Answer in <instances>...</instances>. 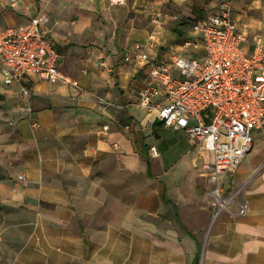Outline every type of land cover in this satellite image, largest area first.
Segmentation results:
<instances>
[{"label": "crops", "instance_id": "crops-1", "mask_svg": "<svg viewBox=\"0 0 264 264\" xmlns=\"http://www.w3.org/2000/svg\"><path fill=\"white\" fill-rule=\"evenodd\" d=\"M221 1L111 5V21H100L95 39L103 44L113 30L110 54L71 42L98 16L61 1L77 12L73 31L45 30L61 72L78 85L38 77L5 85L0 77V264H264V121L224 179L241 189L248 210L238 212L237 198L213 217L204 169L211 151L139 103L150 67L124 60L136 43L152 59L199 55L185 41L196 39L193 22ZM39 2L0 0V31L43 13ZM233 6L251 50L249 33H264V0ZM148 10L160 11L153 31ZM23 84L31 89L26 96Z\"/></svg>", "mask_w": 264, "mask_h": 264}, {"label": "built area", "instance_id": "built-area-1", "mask_svg": "<svg viewBox=\"0 0 264 264\" xmlns=\"http://www.w3.org/2000/svg\"><path fill=\"white\" fill-rule=\"evenodd\" d=\"M124 2L111 0L112 5ZM233 2L222 0L214 12L193 22L196 39L185 45L200 47L199 55L174 53L169 60L152 59L136 43L134 56H124L125 61H142L150 67V83L138 92L139 103L154 110L163 124L185 131L211 151L212 161L204 169L213 217L237 198L238 212L248 210L241 189H232L224 179L251 151L252 132L264 121V42L258 38L251 50L246 48L247 32L238 26ZM151 21L160 25V15ZM45 22L44 13L36 12L24 23L0 31V77L5 85L27 83L32 77L78 85L61 72L60 54ZM19 92L26 96L31 89L23 84ZM150 151L157 155L155 147Z\"/></svg>", "mask_w": 264, "mask_h": 264}, {"label": "rangeland", "instance_id": "rangeland-1", "mask_svg": "<svg viewBox=\"0 0 264 264\" xmlns=\"http://www.w3.org/2000/svg\"><path fill=\"white\" fill-rule=\"evenodd\" d=\"M40 1L41 10L45 15L46 22L45 27L50 30V32H55V34L60 35L61 37L69 36L70 32H72L73 23L77 20V12L72 11L71 13L67 11L64 7V5L61 3L62 0H38ZM71 5L74 4L77 6L76 8L85 9V10H91L96 17V20L99 21L98 23L92 24V27L88 28L86 31H83L81 34L78 35L75 40L73 38L71 39V42L75 45L81 46L82 49L91 48L93 46L105 49L107 54L113 53L111 52V45L108 44L109 41L113 40V30L110 31L107 29L104 33V43H98L95 42V39L97 38L98 31L102 27H99L100 21H102L104 24L111 21V11L113 10L114 6H111V0H65ZM235 1V0H234ZM171 4H165V6H170ZM69 7V6H67ZM166 7V8H167ZM164 8V9H166ZM98 9V10H97ZM100 11V12H98ZM98 12V13H97ZM160 12V11H158ZM158 12H153V10H148L147 14H144V16L150 20L152 28H150V31H153L155 28V24L152 23L151 17ZM150 18V19H149ZM174 20H177L178 18L176 15L172 16ZM193 32V31H192ZM74 35V33L72 34ZM187 35H192L190 32L187 31ZM258 38H264V33L260 32H253L249 33L248 36V42L250 44L254 43ZM61 44V43H60ZM59 44V45H60ZM62 45V44H61ZM60 45V46H61ZM64 46H61L63 49ZM114 53L117 55L118 51L115 50Z\"/></svg>", "mask_w": 264, "mask_h": 264}]
</instances>
